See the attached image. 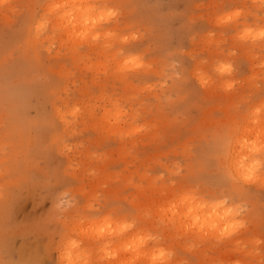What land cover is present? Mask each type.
<instances>
[{"label":"rangeland","instance_id":"374dc122","mask_svg":"<svg viewBox=\"0 0 264 264\" xmlns=\"http://www.w3.org/2000/svg\"><path fill=\"white\" fill-rule=\"evenodd\" d=\"M54 2L0 0V264H59L65 235L100 264L101 242L88 246L85 232L107 218L111 230L132 225L108 249L117 264H150L152 251L167 264H264V184L235 193L225 165L236 135L264 128V40L240 39L264 27V8L93 0L88 37L57 24ZM183 197L236 209L231 230L180 233L164 218ZM137 237L141 258L124 251Z\"/></svg>","mask_w":264,"mask_h":264},{"label":"bare ground","instance_id":"6f19581e","mask_svg":"<svg viewBox=\"0 0 264 264\" xmlns=\"http://www.w3.org/2000/svg\"><path fill=\"white\" fill-rule=\"evenodd\" d=\"M93 0H80V2H70L68 10H60V8L55 9L57 24L71 30L68 31L71 35H84L96 36L95 29L98 27L99 18L96 15L97 7L94 3H91ZM64 8V7H62ZM53 6L49 7L47 3L46 10L49 13L53 12ZM71 21V23H69ZM44 26V19L38 20L36 24V32L34 39H37V35ZM65 32V31H64ZM94 39V38H93ZM264 128H261L254 132L253 135L250 133L253 130V127H245L239 135H236L229 144L228 151L225 157L227 176L232 181L231 189L235 193L243 194L244 191L236 187L237 182H256L261 185L260 177V164L264 162V150H261V144H264V138H261L260 132ZM209 200V199H208ZM191 209V211H190ZM170 216L164 218L171 225H174L176 228H179L180 233L185 234L186 237L193 239H205L212 237H221L226 235L231 229L230 226L233 224L234 216L236 215V209H232L230 205L223 203V201H203L201 199L195 198H185L183 197L182 201H176L175 204L171 207ZM109 221L112 225L116 223L111 219H102L101 221H92L91 226L93 229H98L101 226H104V222ZM168 223V224H169ZM186 228L185 226H189ZM119 227H115L113 230L107 229L103 236H98L97 231L93 235L90 232L85 236L86 244L91 246L89 240L95 242L100 241L99 252L100 260L104 256L105 250L108 251L110 247H113L112 241L120 242L123 239L121 236L124 232H119ZM108 231H112V235H108ZM135 236V235H134ZM71 237L65 235L62 238L61 246L59 249V264H67L69 256L71 259L75 260L79 258L82 260L83 252L76 242L70 241ZM131 240V237L128 239ZM143 247V246H142ZM142 247L137 249L138 256L141 258L144 255V250ZM121 254L119 251L118 254ZM155 255L152 251L148 256L151 262V257ZM88 257V256H86ZM118 257V256H117ZM104 264V261L101 260ZM116 260H107L108 264H117ZM145 260H137L138 264H143ZM106 263V262H105ZM107 264V263H106Z\"/></svg>","mask_w":264,"mask_h":264},{"label":"clouds","instance_id":"9594fccd","mask_svg":"<svg viewBox=\"0 0 264 264\" xmlns=\"http://www.w3.org/2000/svg\"><path fill=\"white\" fill-rule=\"evenodd\" d=\"M70 2H80V0H60L59 3L54 2L53 3V11L59 7L62 6V4L64 3H70ZM252 2L254 4H259L262 8H264V0H252ZM242 15V10H236L233 13L225 16L223 18V22L224 23H228L231 21H234L236 19H238L240 16ZM69 23H71V21H69ZM95 38V37H94ZM127 39V38H125ZM240 39L241 40H246V39H252V40H264V27L260 28L259 30H253L251 28L245 29L243 33H241L240 35ZM128 64H132L134 63V61H128ZM260 67H264V63H262L260 65ZM255 123V121H254ZM138 131V130H137ZM260 136L261 138H264V129L261 130L260 132ZM261 150H264V144H261ZM260 182L262 184H264V177H260ZM191 211V209H190ZM132 225L131 224H122L119 227V232H124L125 230L131 228ZM186 228L190 227L189 226H185ZM107 229H111L112 228V224L109 221H105L104 222V226H101L97 229V234L98 236H103L105 234V231ZM108 235H112L113 232L112 231H108L107 233ZM144 240L145 238L143 237H137V240L134 244L131 245H126L124 247V251H128L129 248H134V249H138L139 247H142L144 244ZM257 243H259V241H257ZM169 256L171 255V253L168 254ZM118 256V252L117 250H112L111 252H108L105 250V254L104 256L101 257V260H116ZM165 253L163 251L159 252L156 255H153L151 257V262L150 264H167V261L164 259ZM67 264H90L89 260L87 259V257H85L83 260H80L79 258L73 260L71 259V256H69L68 262ZM119 264H136V260L132 259V260H126V261H119Z\"/></svg>","mask_w":264,"mask_h":264}]
</instances>
